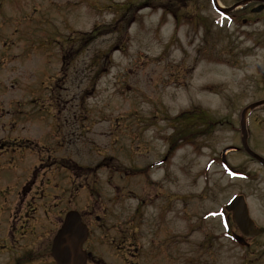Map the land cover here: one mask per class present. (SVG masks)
Listing matches in <instances>:
<instances>
[{
    "label": "rangeland",
    "instance_id": "374dc122",
    "mask_svg": "<svg viewBox=\"0 0 264 264\" xmlns=\"http://www.w3.org/2000/svg\"><path fill=\"white\" fill-rule=\"evenodd\" d=\"M250 7L229 19L211 0H67L65 34L35 27L31 40L45 34L36 45L18 41L13 49L28 57L10 75V96L19 110L33 97L40 123L25 131L14 116L12 135L0 131V248L18 243L15 253L26 255L33 239L24 232L26 239L15 240L8 222L16 238L27 223L44 225L47 236L35 240L33 252L48 256L57 215L77 208L88 225L113 227L112 244H95L107 262L130 258L120 239L128 228L134 232L126 242L147 264H173L176 256L177 264H264V231L239 245L224 212L243 194L264 228V167L242 149L226 154V166L219 157L224 147L241 145L242 109L264 98V9ZM76 36L81 42L73 43ZM65 46L75 58L60 76ZM10 96L0 92L2 101ZM198 111L214 123L185 124L181 116ZM244 119L247 144L264 156V105ZM37 187L46 188L42 197ZM4 250L0 264H14L15 253Z\"/></svg>",
    "mask_w": 264,
    "mask_h": 264
},
{
    "label": "flooded vegetation",
    "instance_id": "af4514ba",
    "mask_svg": "<svg viewBox=\"0 0 264 264\" xmlns=\"http://www.w3.org/2000/svg\"><path fill=\"white\" fill-rule=\"evenodd\" d=\"M66 8V0H0V74H7L9 76V81L3 83L0 81V92L6 94L7 96L11 95L12 89L14 88L13 81H10V75L13 74L16 70V66L18 60L26 59L28 56L24 54L25 51H15L13 48L16 46L18 41H28L33 38V32L35 27H41L45 25H61L65 22L64 11ZM230 13L235 17V13L233 10ZM33 40H31L32 42ZM39 41V39L37 40ZM22 52V53H21ZM17 71V70H16ZM15 74H13L14 77ZM17 99L12 98L11 96L6 98L4 101L0 100V107L4 108L5 111L0 113V115H4L7 119L2 121L0 119V131L5 132L6 134L11 132L10 135L13 133L12 127L16 125V118L14 116H19L23 119L20 121V125L22 129L27 131L32 125L34 120L37 119V109L34 108V98L24 103L27 105L28 110H19L15 108V103ZM18 106V103H17ZM8 109V110H7ZM37 115V116H36ZM39 117V116H38ZM3 122V124H2ZM40 123V122H39ZM8 124V125H7ZM7 127V128H6ZM37 127H41L40 124ZM43 193H40L38 197H42ZM54 214V213H53ZM60 219L58 221L57 228L61 223L62 216L61 214L57 215ZM82 216V215H81ZM35 215H33L32 223L35 222ZM44 218H49L47 213H44ZM46 221V220H45ZM88 224V223H87ZM29 226L30 230L26 231V228ZM26 227H20L23 230L19 238L20 240H24L27 235L33 238L30 239L28 244L24 246L27 248L26 255H18L15 253L19 244H12L11 243H3L0 250L6 249V253L8 251L15 253V260L14 264H23L25 262L31 261V263L38 264L41 261H45L48 264H54L52 259L50 258V254L48 252V256L43 257L42 255L36 256V253L33 252V246L35 243L40 241L43 237L47 236L44 235L45 227L44 225L36 226L33 229L32 224ZM11 233L15 232V227L9 226ZM32 227V228H31ZM56 228V229H57ZM94 228L96 231H93ZM127 229V228H126ZM88 236L83 243L84 250L89 253L87 256L86 264H114L112 262H107L103 255H97V247L95 244H98L102 247L110 245L113 243V235L114 230L112 226H105V227H92L88 225ZM128 230V229H127ZM121 230L120 236L122 243V250L126 251V254H129V257H121V262H117L116 264H147V260L141 258V249L135 245L131 239H126L131 236L130 232H134L133 230L127 231ZM112 234L111 237L108 239V235ZM129 235V236H127ZM53 238V237H52ZM26 239V238H25ZM39 239V240H38ZM36 240V242H35ZM52 241V240H51ZM159 245L160 239H159ZM7 246H3L6 245ZM51 245V244H50ZM120 245H118L119 247ZM157 246V245H156ZM156 249V247H154ZM206 248L202 246V250L204 251ZM50 251V248H49ZM6 255V254H5ZM31 255V256H28ZM151 258H154L153 255H149ZM179 256L174 258L173 264H177L176 260ZM181 258V257H180ZM203 260L206 261L204 258V254L202 253ZM150 259V258H148ZM182 259V258H181ZM193 259L185 260L183 258V262L186 264H190ZM6 261V260H5ZM207 262V261H206ZM206 262L201 264H206ZM150 264H156V259H150ZM8 264V262L3 263Z\"/></svg>",
    "mask_w": 264,
    "mask_h": 264
},
{
    "label": "water",
    "instance_id": "95a60500",
    "mask_svg": "<svg viewBox=\"0 0 264 264\" xmlns=\"http://www.w3.org/2000/svg\"><path fill=\"white\" fill-rule=\"evenodd\" d=\"M243 1L245 2L248 0ZM258 1L261 3L253 7L251 11H260L264 7V0ZM262 103H264V99L255 101L242 110L240 121L242 136L240 142L245 152L264 166V157L254 152L247 144V130L244 124L245 111ZM237 148V146L229 145L220 151V157L224 164L226 163V153L236 150ZM225 209L231 212L233 223L239 231V234H234L236 241L239 243L246 244V237L256 236L261 232V229L255 226L253 220L249 216L247 204L243 195L239 194L233 196L225 205ZM87 232V227L80 220L78 212L74 210L66 212L64 221L52 242L51 255L55 260V264H85L86 254L82 249V243L86 239Z\"/></svg>",
    "mask_w": 264,
    "mask_h": 264
},
{
    "label": "trees",
    "instance_id": "16d2710c",
    "mask_svg": "<svg viewBox=\"0 0 264 264\" xmlns=\"http://www.w3.org/2000/svg\"><path fill=\"white\" fill-rule=\"evenodd\" d=\"M183 118H186L187 121L185 122L186 123H190L191 121H193V125H195L196 123L199 122V124H204V123H208L210 124V122H213L212 119L209 117V115L207 114H204L203 111H198V112H195L194 114H188L186 116H181ZM180 117V118H181ZM200 117H205V119L201 120ZM214 123V122H213ZM250 262H248L249 264ZM245 264V263H243Z\"/></svg>",
    "mask_w": 264,
    "mask_h": 264
}]
</instances>
